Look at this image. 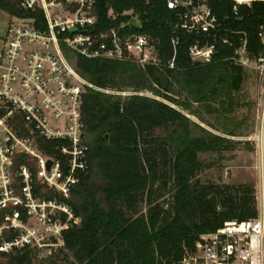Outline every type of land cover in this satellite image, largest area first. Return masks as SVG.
Instances as JSON below:
<instances>
[{"label": "trees", "instance_id": "1", "mask_svg": "<svg viewBox=\"0 0 264 264\" xmlns=\"http://www.w3.org/2000/svg\"><path fill=\"white\" fill-rule=\"evenodd\" d=\"M205 3L220 23L214 40L179 28L177 11L167 8L164 0H95L94 30L105 31L135 18L140 28L131 27V31L150 36L155 63L139 66L130 60L72 54L75 70L92 86L115 91L130 88L131 92L122 98L86 88L82 94L88 169L79 173L67 199L80 225L64 232L63 246L39 264H52L55 257L65 256L69 264H179L185 250L193 251L198 234L226 220L256 215L248 185L197 187L191 181L200 167L197 153L230 150L234 142L200 127L175 106L195 115L194 104L212 113L230 103V95L243 80L242 68L231 59L233 51L244 37L250 57L261 52L256 32L264 25V2L240 4L235 12L231 0ZM0 9L18 16H39L19 11L10 0H0ZM172 38L177 39L174 51ZM195 41L213 43L209 61L189 58L187 47ZM142 90L152 96L137 93ZM154 128L167 134L151 141L161 147V153L164 148L172 153L171 203L162 206L148 199L145 213L126 215L122 205L130 206L144 188L150 194L156 179L155 151L138 144L140 135ZM37 145L43 153L52 152L48 142L37 139ZM215 202L219 211L214 209ZM193 216L197 219L189 222ZM35 256L26 248L0 252V264H32Z\"/></svg>", "mask_w": 264, "mask_h": 264}, {"label": "built area", "instance_id": "2", "mask_svg": "<svg viewBox=\"0 0 264 264\" xmlns=\"http://www.w3.org/2000/svg\"><path fill=\"white\" fill-rule=\"evenodd\" d=\"M25 13L9 14L0 51V252L23 248L51 255L63 246V233L78 228L67 199L79 173L88 169V147L80 114L86 88L71 56L155 63L149 35L131 31L128 21L96 32L95 0H10ZM176 10L177 26L214 40L220 23L205 0H164ZM231 9L255 0H231ZM262 1L264 0H257ZM261 52L249 56L245 39L233 51V63L264 74V25L257 27ZM222 42L227 43L226 39ZM177 43L171 39V45ZM213 43L187 47L192 61L207 62ZM172 66V59L169 61ZM118 93V92H115ZM37 139L50 143L43 153ZM252 141L256 168L264 186V94L255 118ZM46 161H50L46 169ZM179 264H264V203L252 218L231 219L198 234L192 252Z\"/></svg>", "mask_w": 264, "mask_h": 264}, {"label": "rangeland", "instance_id": "3", "mask_svg": "<svg viewBox=\"0 0 264 264\" xmlns=\"http://www.w3.org/2000/svg\"><path fill=\"white\" fill-rule=\"evenodd\" d=\"M7 21L8 15L0 9V51ZM242 71L243 80L240 88L230 95V103H226L227 105H223L221 109L208 113L200 105L194 104L192 109L196 110L197 113L193 115L187 110L175 107L205 130L225 136L234 142V147L230 150L197 153L200 167L191 181H196L197 187L208 184H226L231 186L246 184L251 188L255 210L257 211V208L264 203V186L262 183V172L256 168L258 165V153L253 142L248 140V138L254 132L255 118L261 97L264 94V74L259 76L250 68H242ZM109 92L118 94L123 98L131 92V89L109 90ZM137 93L152 96L146 90ZM166 134L167 131L154 128L139 137V146L153 152L155 151L154 167L156 179L151 187L150 194H148L147 188H144L137 193L135 202L130 206L122 205L126 215L145 213L148 199L151 203L158 202L162 206H170L171 196L174 191V180L170 170L172 153L165 148L164 153H161L162 151L159 149L161 147H158L159 145L155 141H151ZM214 209L215 211L220 210L216 202ZM196 219L193 216L189 219V222H194ZM35 254L37 256L32 259V264L46 262L42 252H35ZM0 262H2V259H0ZM69 262V256L55 257L52 264H69Z\"/></svg>", "mask_w": 264, "mask_h": 264}, {"label": "water", "instance_id": "4", "mask_svg": "<svg viewBox=\"0 0 264 264\" xmlns=\"http://www.w3.org/2000/svg\"><path fill=\"white\" fill-rule=\"evenodd\" d=\"M128 25L135 27V28H140V24L135 18H130L128 20ZM49 164H50V161H46V169H48Z\"/></svg>", "mask_w": 264, "mask_h": 264}, {"label": "crops", "instance_id": "5", "mask_svg": "<svg viewBox=\"0 0 264 264\" xmlns=\"http://www.w3.org/2000/svg\"><path fill=\"white\" fill-rule=\"evenodd\" d=\"M6 13V12H5ZM7 14V13H6Z\"/></svg>", "mask_w": 264, "mask_h": 264}]
</instances>
